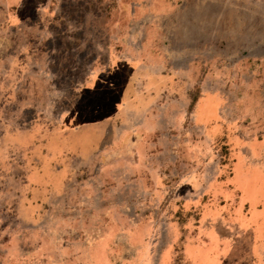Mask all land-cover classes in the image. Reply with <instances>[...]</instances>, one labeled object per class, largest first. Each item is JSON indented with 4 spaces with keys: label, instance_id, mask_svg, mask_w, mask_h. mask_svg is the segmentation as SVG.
Masks as SVG:
<instances>
[{
    "label": "rangeland",
    "instance_id": "rangeland-1",
    "mask_svg": "<svg viewBox=\"0 0 264 264\" xmlns=\"http://www.w3.org/2000/svg\"><path fill=\"white\" fill-rule=\"evenodd\" d=\"M20 6L12 15L17 5L0 0V264H187L186 239L228 217L264 238V173H245L240 165L258 138L262 155L250 161L264 166V70L254 60L252 73L247 61L264 52V45L251 50L264 43V1L195 4L203 16L167 33L166 44L182 46L186 55L169 49L162 69L188 74H174L177 87L157 94L143 82L145 73L134 83L126 72L112 76L113 91L104 84L78 91L106 68L103 0ZM213 86L223 96L217 124L215 103L202 100V90ZM186 91L193 96H181ZM119 95L130 107L121 117ZM106 114L104 145L89 160H73L75 170L60 174L56 192L33 199L23 163L30 145H6V130L37 121L48 128L67 115L83 124ZM203 213L210 216L201 223ZM249 234L239 243L241 261ZM206 236L209 246L186 245L191 264H217L214 232Z\"/></svg>",
    "mask_w": 264,
    "mask_h": 264
},
{
    "label": "crops",
    "instance_id": "crops-1",
    "mask_svg": "<svg viewBox=\"0 0 264 264\" xmlns=\"http://www.w3.org/2000/svg\"><path fill=\"white\" fill-rule=\"evenodd\" d=\"M6 1L11 7L17 5L16 10L11 12L12 15L17 10L23 9L18 6L24 0ZM206 1L220 2L221 0H103L106 5H109L108 20L105 27L107 35L105 43L106 68L103 70L104 74H91L85 80L83 88L78 91L86 92L95 90V88L101 90L98 85L101 86L102 84L113 91L116 78L113 79L112 76L123 72H126L128 77H132L134 83H136L142 73H145L146 76H143V82L148 86L151 94H157L167 86L177 87L178 83H175L173 75L184 76V73L188 74V71L184 72L180 69L171 74V72H165L162 69L167 64L165 58L169 56L167 54L169 49H175L174 56L180 58L185 56L186 52L182 46L166 44V41L167 43L169 41L167 33L177 25L182 29H187L189 27V18L202 17L203 12L198 8L194 9V6L195 4L197 6L198 2ZM45 8L43 6L42 8H37V10ZM11 17L8 18L12 19ZM37 29L44 30L38 27ZM178 39L180 40V37L172 41ZM263 45V42L258 43L255 46H251V50H263ZM259 55L251 53L247 58L252 73H256L257 68L255 65H258L254 60L260 59L259 68L264 70V62L259 58L264 57V52ZM162 76L164 77L163 79H161ZM202 89L204 88L202 87ZM202 95L203 101L211 98L212 102L215 103V116L211 120L213 123H219V109L222 104L221 97H223L221 91L216 86H213L212 90H202ZM105 96L108 97L109 94L107 93ZM181 96L192 97L193 94L189 95L186 91ZM119 97L120 103H118L115 112L116 116L121 117L130 107L124 103L123 96L119 95ZM199 100L200 96L197 102ZM146 104L148 105V103ZM108 122V114L102 116L99 120L88 121L83 124H75L74 117L67 115L61 123L56 122L48 128H46L45 123L37 121L32 123V127L6 130L4 139L6 145L21 149L30 145L26 148L30 154L28 153L29 155L23 160L25 173H28V194L33 195L32 198L34 199L35 197L36 200L38 195L56 192L62 183L60 174L71 173L72 170H75L72 165L73 160H89L95 151L104 145L102 140L104 134L107 133ZM41 130H43V133L40 132ZM82 137H85L84 141L80 140ZM34 139L40 140L36 142ZM262 143L261 140L256 138L247 144L246 148L249 150L251 157L245 156L240 162L241 167L245 168V173H252L255 169L264 173L262 163L250 161V158L259 161L257 158L262 153L256 149V146H262ZM32 173H36L40 179L38 181L30 179L29 176ZM31 208L33 209L34 207ZM205 216L210 215L203 213L201 223L206 221L207 217ZM222 227H227L234 233L224 234L220 232ZM208 230H212L214 238H216V247L212 252L217 258V264H264V238L255 237L251 225H240L239 221L232 217L220 219L213 228H204L202 229L203 232L201 231L186 239L182 253L187 264H191V258L186 253V245H198L203 240L207 242V246L211 245L210 240L206 236ZM248 231L250 233L248 236L249 249L246 252L248 256L244 261H241V255L244 252L240 251L239 243L240 241L242 243L244 235ZM166 256L167 258L171 257L170 250H168Z\"/></svg>",
    "mask_w": 264,
    "mask_h": 264
}]
</instances>
